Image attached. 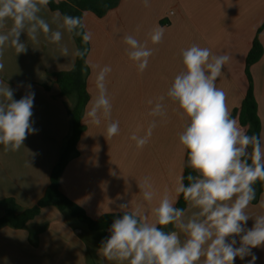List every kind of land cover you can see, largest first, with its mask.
<instances>
[{
	"label": "crops",
	"instance_id": "obj_1",
	"mask_svg": "<svg viewBox=\"0 0 264 264\" xmlns=\"http://www.w3.org/2000/svg\"><path fill=\"white\" fill-rule=\"evenodd\" d=\"M149 3L150 7H144L143 0H121L103 18L91 12L83 14L85 31L91 33L87 57L90 101L84 112L85 130L78 143L79 155L66 167L61 190L94 220L140 208L151 221V208L157 206L165 189L178 202L180 196L176 197L175 186L184 173L186 159L178 134L184 121L167 99L166 91L183 69L181 51L197 44L215 55H230L216 84L226 92L232 115L248 90L246 59L256 37L264 48V0H149ZM55 12L47 5L39 13L54 31ZM11 24L8 20L0 32H7ZM157 26L164 29V37L154 45L148 33ZM59 30L63 33L59 43L50 42L43 33L38 42H33L22 33L20 40L26 43L27 51L17 55L9 43L0 56L4 64L0 81L13 90V99L19 100L30 92L35 94L31 121L36 131L27 136L18 151L6 152L0 145V200L12 198L22 210L34 207L44 196L70 132L72 104L67 97L60 96L54 75L74 69L78 47L73 33ZM126 35L147 42L153 49L143 73L128 58L123 43ZM64 47L68 48L67 55L62 52ZM104 66L111 68L105 77L112 105L110 120L118 121L120 129L111 138L106 135L109 120L102 118L95 125L86 117L98 95L97 76ZM251 74L264 136V55L252 66ZM161 96H165L167 115L151 116L149 113ZM149 100L153 103L149 104ZM153 121L157 126L149 142L142 149L137 148L131 136H144ZM144 177L151 178L156 191L151 203L143 200L138 187L137 181ZM262 201L264 194L251 202L248 213L264 214ZM121 204L129 207L121 210ZM195 211L187 205L185 219ZM253 225L254 219L250 218L245 228ZM110 235V231L92 233L69 211L50 206L24 229L0 230V264H117L99 254L102 241ZM184 239L181 232V240ZM227 239L229 242L235 239V246H240L239 236ZM251 251L257 257L254 264H264V246ZM251 259V255L243 260L236 257L234 264H248Z\"/></svg>",
	"mask_w": 264,
	"mask_h": 264
},
{
	"label": "clouds",
	"instance_id": "obj_2",
	"mask_svg": "<svg viewBox=\"0 0 264 264\" xmlns=\"http://www.w3.org/2000/svg\"><path fill=\"white\" fill-rule=\"evenodd\" d=\"M49 2L0 0V29L8 20L12 21L7 32H0V56L9 43L17 55L27 51L26 43L20 40L22 33L33 42H38V36L43 33L50 42L59 43L63 36L59 29H65L82 36L85 43L91 40L90 32L80 31L86 27L81 17L62 15L58 10L52 17V22L57 24L54 31L39 15ZM143 5L150 7L149 0H143ZM148 36L152 44H159L164 29L157 26ZM123 43L128 58L143 73L153 49L132 35L124 36ZM62 52L67 55L68 48H62ZM76 55L83 53L77 50ZM181 56L183 69L175 75L166 97L184 121L178 134L179 144L186 152V166L192 171L186 177L183 174L178 177L175 194L176 197L182 194L188 206L197 211L185 219V210L175 206L176 200L165 189L157 206L151 208V221L140 208L123 212L115 219L109 229L111 235L102 241L99 254L117 264H234L236 257L243 260L249 255L252 259L248 264H254L257 257L251 250L264 246V214L252 216L247 209L255 199V183L264 181V136L248 134L232 118L227 94L217 87L216 81L230 55H215L209 48L193 44L183 49ZM3 68L0 62V70ZM110 71V66H104L98 73V95L86 112L92 124L99 125L102 118L109 120L108 138L120 130L119 122L110 120L112 105L105 86ZM34 95L30 92L15 100L13 90L0 81V145L6 152L18 151L27 136L36 131L31 121ZM164 100L165 96L157 99L151 116L166 117ZM156 126L153 121L144 136H131L137 148L142 149L149 142ZM137 183L143 200L151 203L156 197L151 178L144 177ZM261 206L264 207V201ZM119 207L123 210L129 205ZM250 218L254 219V225L246 229ZM168 225H173L175 230L165 231ZM236 236L240 237L239 247L235 246V239L230 242L227 239Z\"/></svg>",
	"mask_w": 264,
	"mask_h": 264
},
{
	"label": "trees",
	"instance_id": "obj_3",
	"mask_svg": "<svg viewBox=\"0 0 264 264\" xmlns=\"http://www.w3.org/2000/svg\"><path fill=\"white\" fill-rule=\"evenodd\" d=\"M120 1L121 0H66L64 2L55 3L50 0L48 5L52 11L58 10L62 15L66 14L81 17L83 19V14L85 12H91L98 18H103L111 10L118 7ZM80 31L83 32L85 29ZM73 36L77 43L78 50L82 52L83 55L77 56L76 65L73 70L60 72L54 75L55 83L60 90V96L67 97L72 104L69 108V135L64 141L58 163L52 171L50 184L44 196L34 207L22 210L12 198L0 200V212H3V216L0 217V230L5 227L24 229L42 213L43 209L50 206H54L60 211H69L74 218L86 225L88 230L92 233L108 232L113 221L123 215L106 214L94 220L87 215L84 209L73 202L61 190V178L66 167L79 155L78 143L85 130L83 124L84 112L90 101L87 83L89 73L87 57L90 52V42L85 43L82 36H76L74 33ZM263 55L264 48L259 38L256 37L246 59L248 90L241 106L236 108L231 115L232 118L239 120L240 125L246 129L248 134L260 136L262 122L258 114V103L255 96V85L251 74V68L262 59ZM44 88L49 91L47 86H44ZM186 162L187 156L183 173L185 177L192 171L186 166ZM184 182L187 184L186 179ZM254 189V200H256L261 194H264V181H257L254 185ZM187 205V202L181 194L175 206L185 210ZM173 229V225H168L164 228L165 231Z\"/></svg>",
	"mask_w": 264,
	"mask_h": 264
}]
</instances>
